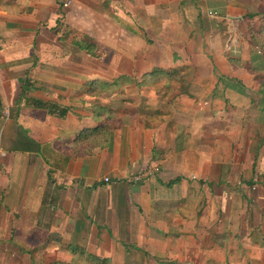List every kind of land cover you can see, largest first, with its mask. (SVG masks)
<instances>
[{
	"label": "crops",
	"instance_id": "crops-1",
	"mask_svg": "<svg viewBox=\"0 0 264 264\" xmlns=\"http://www.w3.org/2000/svg\"><path fill=\"white\" fill-rule=\"evenodd\" d=\"M245 12V0H0V245L52 263L85 249L208 264L252 244L264 261V74L235 29ZM85 37L106 52L86 55ZM155 68L184 74L143 78ZM119 77L118 91L86 94ZM96 108L115 113L109 141L79 142L104 121Z\"/></svg>",
	"mask_w": 264,
	"mask_h": 264
},
{
	"label": "rangeland",
	"instance_id": "rangeland-1",
	"mask_svg": "<svg viewBox=\"0 0 264 264\" xmlns=\"http://www.w3.org/2000/svg\"><path fill=\"white\" fill-rule=\"evenodd\" d=\"M248 3V2H247ZM250 11L253 12H262L264 11V0H256L254 4H252L251 7H249ZM246 13V12H245ZM245 15V14H244ZM262 16H259L257 18H254L252 20L247 19L244 17V21L239 26L235 27V29L238 31L242 37H243V44L246 43L248 48L250 49V61L253 62L254 66L256 67V71L260 73V76L264 74V49H261L258 45L256 46L254 40L251 38V36L256 37L258 41V44H263L264 35H257L256 31L261 27V23L259 21V18ZM254 30H256L254 32ZM246 32V33H244ZM254 32L253 34H251ZM75 33L70 31L68 33V41L70 42L74 37ZM78 36V35H77ZM144 38V36H142ZM239 37V36H238ZM255 38V39H256ZM82 39V38H81ZM241 39V37L239 38ZM242 40V39H241ZM88 41L89 46L93 48L92 53L94 56H91L89 54L86 55L98 58L99 56H102L106 51L105 47L103 46H97L93 43L92 39L90 40L88 37L84 38V42ZM248 43V44H247ZM242 44V45H243ZM236 55L238 53H232L230 55V59L238 60V62H241V59H236ZM241 55V53H240ZM243 69V68H242ZM182 74H184V71H182ZM257 74V73H256ZM182 76V75H180ZM233 220L236 222V217H233ZM233 221V222H234ZM237 232L236 230L231 229L229 231V235L231 236L232 233ZM16 247L20 246H2L0 245V264H144V259L141 257V254H132L129 253V258L127 257L124 261H98L92 259L91 254H87L86 250L83 249V254L78 255V257H75L72 259V257L68 258V260L63 262H55L52 263L50 259H37V255H35V252L26 254H20L18 249ZM252 244L249 245V249L247 251H242V245H236L233 243L232 245L226 246L228 249V257L224 260L225 255L223 253L220 254V258H222L223 261H219L218 257H215L210 263V260L208 264H264V261H256V255L252 254ZM32 248V246H30ZM215 248V246L213 247ZM85 252V253H84ZM80 257V258H79ZM140 257V259H139ZM199 260L201 259V256L198 255ZM243 258H247L248 260H243ZM200 264H207L205 260L199 262ZM197 263V264H198Z\"/></svg>",
	"mask_w": 264,
	"mask_h": 264
},
{
	"label": "trees",
	"instance_id": "trees-1",
	"mask_svg": "<svg viewBox=\"0 0 264 264\" xmlns=\"http://www.w3.org/2000/svg\"><path fill=\"white\" fill-rule=\"evenodd\" d=\"M255 2L256 0H248V1L245 0V8H246L245 17L249 20H252L254 18L262 16L259 18L261 27L257 31L254 30V32L256 31L257 35L259 34L264 35V11L263 13L262 12L256 13V12L249 10V7H251L252 4H254ZM254 32H252L251 34H253ZM251 38L254 40L256 46L258 45L261 49H264V38H262L263 44L261 45L258 44L259 40H257L256 37L253 38V36H251ZM78 46L81 50L86 51L87 54L94 56V54L91 51L93 50V48L89 46L88 41L84 42V39L80 40L78 43ZM181 73H182V68L172 69V70L171 69L162 70V69L155 68L151 72L144 74L143 78L144 77H157V78H165L166 80L170 81L172 78H179ZM125 81L129 83V79H127L126 77H119V80L117 79V81L113 82L112 84H107V83L96 84L95 82L94 83L91 82L88 84L86 94H88L90 97H93L103 92L118 91V89L122 88L124 85L122 82L126 83ZM96 86L100 87L98 91H96L97 88L94 90ZM133 86H135L137 89H140L141 87L144 86L143 80L140 82H134ZM163 86L168 87L169 84L165 83ZM93 93H96V94L93 95ZM96 112H97V115L103 118L104 121L93 129H84L82 134L78 138L79 142H84V141L85 142H98V140L100 141L105 140V142L109 141V137L111 135V128H109L108 122L115 115V113L112 110H109L107 108L106 109L96 108Z\"/></svg>",
	"mask_w": 264,
	"mask_h": 264
},
{
	"label": "built area",
	"instance_id": "built-area-1",
	"mask_svg": "<svg viewBox=\"0 0 264 264\" xmlns=\"http://www.w3.org/2000/svg\"><path fill=\"white\" fill-rule=\"evenodd\" d=\"M4 116H5V117H4V119H6V117H7V113H4ZM104 181H105V182H107V181H108V179H106V178H105V180H104Z\"/></svg>",
	"mask_w": 264,
	"mask_h": 264
}]
</instances>
